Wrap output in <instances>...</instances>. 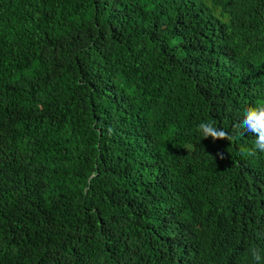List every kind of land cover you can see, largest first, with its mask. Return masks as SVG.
Here are the masks:
<instances>
[{
    "label": "trees",
    "instance_id": "1",
    "mask_svg": "<svg viewBox=\"0 0 264 264\" xmlns=\"http://www.w3.org/2000/svg\"><path fill=\"white\" fill-rule=\"evenodd\" d=\"M259 106L264 0H0V264H264Z\"/></svg>",
    "mask_w": 264,
    "mask_h": 264
},
{
    "label": "clouds",
    "instance_id": "2",
    "mask_svg": "<svg viewBox=\"0 0 264 264\" xmlns=\"http://www.w3.org/2000/svg\"><path fill=\"white\" fill-rule=\"evenodd\" d=\"M199 130L204 139L211 137L213 141L227 139L231 140L232 137L223 128H217L212 123L199 124ZM238 129H243L240 135L245 132L255 134L256 139L252 148H241V154L248 156H255L257 151L264 152V106L249 107L244 113L243 120L237 125ZM254 260L261 261L262 256L257 249L252 250Z\"/></svg>",
    "mask_w": 264,
    "mask_h": 264
}]
</instances>
